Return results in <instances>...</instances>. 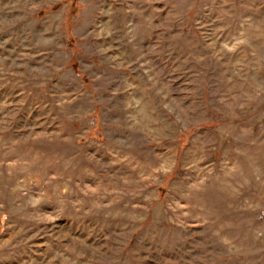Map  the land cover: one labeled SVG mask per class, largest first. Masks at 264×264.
<instances>
[{"label": "rangeland", "instance_id": "obj_1", "mask_svg": "<svg viewBox=\"0 0 264 264\" xmlns=\"http://www.w3.org/2000/svg\"><path fill=\"white\" fill-rule=\"evenodd\" d=\"M0 264H264V0H0Z\"/></svg>", "mask_w": 264, "mask_h": 264}]
</instances>
